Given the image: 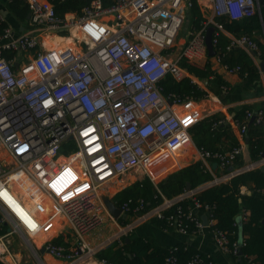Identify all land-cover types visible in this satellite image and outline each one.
<instances>
[{
  "label": "built area",
  "instance_id": "1",
  "mask_svg": "<svg viewBox=\"0 0 264 264\" xmlns=\"http://www.w3.org/2000/svg\"><path fill=\"white\" fill-rule=\"evenodd\" d=\"M26 2L32 27L73 36L70 44L48 48L42 47L34 31L13 37L6 28L0 36V226H8L0 234V259L7 264H26L8 248L6 238L13 232L49 236L41 244L44 252L67 264L94 255L110 241L121 244L135 226L148 220L165 219L188 234L180 206L165 215L182 200L190 202L186 217L193 221L196 232L207 230L216 246L228 252L227 238L211 229L214 219L209 207L201 209L196 194L235 174L261 168L264 155L234 168L236 157L243 152L240 141L225 152L197 149L198 160L212 179L172 198L164 197L155 181L193 145L189 129L203 117L192 97L164 95L159 83L167 75L196 82L180 61L208 59L205 27L214 26L212 43H216L214 36L226 31L214 17L252 15L259 10L258 0H208L210 12L203 26L189 28L182 43L178 35L191 0H114L107 6L91 0L80 14L68 12L63 17L48 0ZM230 38L226 48H242L261 70L257 42L247 36ZM212 57L225 73L238 75L239 65L223 63L219 54ZM247 115L257 120L264 116L261 109ZM232 124L245 138V124ZM213 159L215 163H211ZM213 165L220 168V174L216 175ZM224 167L227 172H222ZM140 174L152 181L162 201L142 212V199L134 207L130 200L122 202L119 215L114 216L99 190L126 175L137 180ZM25 179L31 184L21 190ZM2 193L11 194L19 208L10 205ZM130 212L140 214L120 225L118 220ZM200 212L206 214V224ZM107 219L118 231L108 242L90 246L86 235ZM27 244L31 246L28 240ZM238 249V243L232 244L234 253ZM165 261L217 264L197 257L186 263L171 257Z\"/></svg>",
  "mask_w": 264,
  "mask_h": 264
},
{
  "label": "trees",
  "instance_id": "2",
  "mask_svg": "<svg viewBox=\"0 0 264 264\" xmlns=\"http://www.w3.org/2000/svg\"><path fill=\"white\" fill-rule=\"evenodd\" d=\"M48 1L53 4L56 14L60 17L68 12L80 14L81 9L91 2V0ZM101 2L107 6L112 4L114 0H101ZM191 2L192 5L187 14L189 17L188 26L189 28H201L206 17L201 13L197 1L191 0ZM5 5L12 17L24 27H28L29 8L26 0H7ZM214 19L221 23L225 31L232 36H247L254 39L260 51L258 59L264 62V42L258 38L264 31V1L260 2L259 10L252 15L240 19H229L223 14L215 16ZM208 26L205 27L204 31ZM6 28H9V23L2 15L0 8V36L4 34ZM65 34L61 33V35ZM214 38H216V43L213 44L215 54L222 55L221 61L223 63L231 66L239 65L241 69L238 75L243 80L244 89L248 90L253 87L259 80L260 70L252 58L238 46L233 45L227 49L226 46L231 38L225 33H219ZM210 58L208 56L205 62L182 59L180 65L200 81H206L205 86L209 91L215 94L227 92L229 85L221 75L211 69ZM159 85L164 95L174 94L182 98L197 99L206 93L204 88L196 82H191L188 77L175 80L172 76L167 75L160 81ZM259 109L263 111L264 115V101L253 105L244 104L237 109L230 110L233 112L232 121L238 122L240 125L245 124L249 159L252 161L264 155V116L260 120L253 118L250 121L251 118L247 113L253 114ZM189 132L195 147L210 153L225 152L239 144L232 124L227 121L225 114L221 111L201 118L190 127ZM211 161V163H215L216 160ZM243 163V155H238L233 167H240ZM215 168L220 170L218 166ZM228 168L224 167L221 170L227 172ZM211 179L212 174L206 169L202 161L196 160L168 173L158 181L157 186L164 197L172 198L182 193L186 189L187 183L190 187H195ZM160 193L152 181L144 176L141 180L123 187L113 196L112 200L117 205L130 200L131 207H134L135 202L142 199V212L162 201ZM196 198L202 204L201 209H204V206L209 207V212L214 219L211 229L225 235L228 240L227 246L230 249L228 253L234 259H239L242 264H264V224H262L264 218V171L261 168L243 171L233 175L227 181L207 186L196 194ZM178 206L184 213L182 219L187 224V231L195 233L193 221L186 217L190 208L189 200H182L174 204L165 211V215L175 213ZM240 213L244 215L241 217V221H238ZM120 219L122 223H125L124 218ZM150 222L160 229L171 230L174 228L165 219H153ZM7 227V224L1 225L0 234L6 232ZM239 227L242 229V253L240 255L238 251L234 253L232 250V244H237L238 241ZM132 231L122 238L121 244L113 240L97 250L94 256L100 261L104 260L107 264H167L165 261L167 257L182 263L196 257L205 261L216 262L209 253L199 250L187 242L163 245L151 235H135L132 234ZM0 264L7 263L0 259Z\"/></svg>",
  "mask_w": 264,
  "mask_h": 264
},
{
  "label": "crops",
  "instance_id": "3",
  "mask_svg": "<svg viewBox=\"0 0 264 264\" xmlns=\"http://www.w3.org/2000/svg\"><path fill=\"white\" fill-rule=\"evenodd\" d=\"M6 1L7 0H0V8L2 10V15L9 23L11 36L15 37L24 32L29 33L34 31V33H37L39 35L43 48L69 44L62 42L65 40L66 42H69L71 38L62 40L61 38H59L60 36L48 33L44 28H34L30 25V23H28V27H24L21 23H19L14 17H12L8 13L5 5ZM196 1L199 5L201 13L203 14V16L207 18L209 14L205 13V11L207 10V8H209L208 0H196ZM187 18H189L188 15ZM225 34L228 37L232 36L228 32H226ZM258 38L260 41L264 42L263 35L258 36ZM210 57L211 58L209 60L211 63V69L214 70V72L221 75L224 80H226V82L229 85V90L227 92H220L219 94H215L206 88L205 86L206 81H200L199 79L195 78L196 83H198L202 88L206 90V93L203 96L197 99L194 98L195 107L200 112V115L202 117L221 111L225 114L227 121L232 124L233 112L230 111L231 109H237L239 106L244 104L253 105V104H258L261 101H264V71L259 69L260 70L259 80L253 87L246 90L244 89L243 86V80L239 75L225 73L223 70L219 68V66L216 63L213 62V57L212 56ZM232 128L238 140L243 145L242 155L244 158V163H246L249 160V153H248V146L246 147L245 138L240 136L238 132V128L235 125L232 124ZM198 158H199L198 151L193 143V145L188 146L187 149L180 154L179 158H175V160H173L175 162H172L170 165H168L165 171L173 169L178 166L181 167L187 165L193 161L198 160ZM176 162H179V164H176ZM215 173L216 175H218L221 173V171L219 169L218 170L215 169ZM202 215L203 213L200 212L201 219H202ZM241 215L242 213H240L238 217ZM96 234H97L96 230L93 229L91 232H89L86 235V238L93 242L94 240H97ZM132 234L141 235V236L151 235L155 238V240L158 243L163 245H172L176 243L187 242L192 246H194L195 248L209 253L214 258L217 264H242L239 259H234L228 252H224L220 250L216 246L212 235L207 230L203 232L183 234L177 231L175 228L171 230L160 229L152 222L145 221L135 226L133 228ZM25 237L27 238V240L31 242V246L27 244L26 248L31 253L32 257L37 258L41 255L44 264H67L64 261L54 259L53 257H51L46 253H42V254L40 253L39 250L41 249V244L49 236L36 234L34 236H25ZM6 239H8V237ZM59 240L62 241L61 238ZM14 253L19 258L22 256L19 252H14ZM37 254H39V256ZM72 264H105V263L98 260L94 255H91L79 259Z\"/></svg>",
  "mask_w": 264,
  "mask_h": 264
},
{
  "label": "rangeland",
  "instance_id": "4",
  "mask_svg": "<svg viewBox=\"0 0 264 264\" xmlns=\"http://www.w3.org/2000/svg\"><path fill=\"white\" fill-rule=\"evenodd\" d=\"M209 12H210V9L207 8L205 13L209 14ZM186 18H187V16L185 17V20L183 22V25H182L181 30H180L179 35H178V42L179 43L184 42V39L186 38L187 31L189 30V26H188L189 23H188V25H185ZM59 36H60L59 38H61L62 40H65L67 38H71L69 40V42H66V40H65L62 43H69L70 44L72 42V36L73 35H72L71 32H68V34H65V35H61L60 34ZM193 102H194V105H195L194 98H193ZM185 162H187V161H185ZM179 167L180 166H178L177 168H179ZM177 168L169 170L168 172H166V174H164V176L167 175L168 173L174 171ZM142 178H144V176L140 174L137 180H141ZM134 179H135V176H133V175H126V176H124L122 178L115 179L112 182H110L109 184H106V185L102 186L101 189L99 190V191H101L100 194H104V196L106 198H112L113 199V196L118 191H120L123 187H126L127 185L131 184L132 182L137 181V180H134ZM157 183L158 182L155 181V185L156 186H157ZM136 205H137V202H135L134 206H136ZM138 214H140V213H138ZM138 214L137 213H132V214L128 213V214H126L125 215L126 218H124L126 220L125 223L130 222L133 219H136ZM121 216H122V214H121ZM148 221H150V220H148ZM118 222L120 223V225H124L125 224V223L121 222V219H119ZM95 230H96V233H97L96 234L97 235V238H96L97 240H94L92 242V241L87 239V241H88L90 246H95L99 241H107V240L109 241V240H111L113 235L118 231V228L115 225L111 224V222H109V220L107 219L105 224H103L102 226L96 227ZM7 237H8L7 242H9L8 243L9 250L12 253L13 252H19L22 255L20 257V261L22 263H26V264H44L41 255L39 256V254H37L39 256L37 258L32 257L31 253L26 248L27 247V238L25 236H22L19 233L13 232L11 235H8ZM41 248H43V247L41 246ZM23 261H26V262H23Z\"/></svg>",
  "mask_w": 264,
  "mask_h": 264
},
{
  "label": "water",
  "instance_id": "5",
  "mask_svg": "<svg viewBox=\"0 0 264 264\" xmlns=\"http://www.w3.org/2000/svg\"><path fill=\"white\" fill-rule=\"evenodd\" d=\"M262 1H264V0H258V6H259L260 2H262ZM28 17H29V14H28ZM188 23H189V19L186 18L185 25H188ZM213 32H214V26H212V25L208 26L206 31H205V44L207 47L208 56H213L215 54V49H214V46L212 43ZM256 60L259 63L261 70L264 71V62H262L260 59H258V57L256 58ZM14 66H17V62L14 63ZM169 104H172V102L170 101ZM252 118L250 119V121L252 120ZM245 142H246V147H247L248 146L247 137H245ZM229 170H232V167H229ZM261 170L264 171V166L261 167ZM188 188H190V186L187 183L186 189H188ZM247 192H249V191H247ZM102 198H103L105 205L112 212V214L114 216H118L121 210H120L119 206L112 200V198H106L105 196H103ZM202 219H203V222L206 224L207 223L206 222L207 221L206 214L202 215ZM238 221H241V216L238 217ZM262 224H264V218L262 219ZM126 240H128V237H126ZM110 242H108L107 244H109ZM237 243L239 245L238 254L240 255L242 253V250H241L242 229H241V227H239V236H238ZM39 251L41 254L44 253V248H41Z\"/></svg>",
  "mask_w": 264,
  "mask_h": 264
},
{
  "label": "bare ground",
  "instance_id": "6",
  "mask_svg": "<svg viewBox=\"0 0 264 264\" xmlns=\"http://www.w3.org/2000/svg\"><path fill=\"white\" fill-rule=\"evenodd\" d=\"M30 181L28 180H24V183L21 185V190H25L28 186H29ZM2 196L5 198V200L10 204L12 205L14 208H19V205L18 202H16L15 198L11 195V194H8V193H2ZM25 206L28 208L29 207V203L26 201L25 202ZM34 236V235H33Z\"/></svg>",
  "mask_w": 264,
  "mask_h": 264
}]
</instances>
